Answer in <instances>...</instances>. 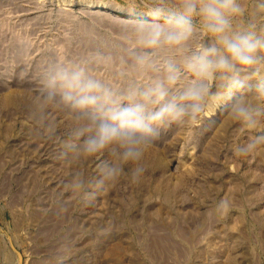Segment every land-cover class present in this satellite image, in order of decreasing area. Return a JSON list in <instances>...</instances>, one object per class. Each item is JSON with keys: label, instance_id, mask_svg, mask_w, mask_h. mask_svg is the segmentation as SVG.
Wrapping results in <instances>:
<instances>
[{"label": "rangeland", "instance_id": "obj_1", "mask_svg": "<svg viewBox=\"0 0 264 264\" xmlns=\"http://www.w3.org/2000/svg\"><path fill=\"white\" fill-rule=\"evenodd\" d=\"M138 3L0 0V264H264V146L237 153L258 130L222 112L165 127L138 182L122 178L87 199L64 187L68 124L56 114L49 133L35 120L39 69L52 57L88 59L125 86L122 26ZM86 167L93 173L95 161Z\"/></svg>", "mask_w": 264, "mask_h": 264}, {"label": "clouds", "instance_id": "obj_2", "mask_svg": "<svg viewBox=\"0 0 264 264\" xmlns=\"http://www.w3.org/2000/svg\"><path fill=\"white\" fill-rule=\"evenodd\" d=\"M130 7L121 62L133 78L125 86H114L88 59L58 57L44 61L34 85L35 120L49 133L56 114L68 124L60 149L69 168L64 187L81 199L122 178L138 182L165 127L197 126L209 113L258 130L236 146L241 156L264 146V0H143ZM228 203L221 199L218 207Z\"/></svg>", "mask_w": 264, "mask_h": 264}, {"label": "water", "instance_id": "obj_3", "mask_svg": "<svg viewBox=\"0 0 264 264\" xmlns=\"http://www.w3.org/2000/svg\"><path fill=\"white\" fill-rule=\"evenodd\" d=\"M18 254H19V253H18ZM19 258H20V260L22 259L20 254H19Z\"/></svg>", "mask_w": 264, "mask_h": 264}, {"label": "bare ground", "instance_id": "obj_4", "mask_svg": "<svg viewBox=\"0 0 264 264\" xmlns=\"http://www.w3.org/2000/svg\"><path fill=\"white\" fill-rule=\"evenodd\" d=\"M15 40H17V39H15ZM18 43V42H17Z\"/></svg>", "mask_w": 264, "mask_h": 264}]
</instances>
